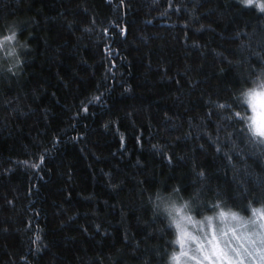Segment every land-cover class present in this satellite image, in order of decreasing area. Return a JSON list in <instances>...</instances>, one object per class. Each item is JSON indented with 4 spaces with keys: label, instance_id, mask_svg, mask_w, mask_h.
<instances>
[{
    "label": "trees",
    "instance_id": "16d2710c",
    "mask_svg": "<svg viewBox=\"0 0 264 264\" xmlns=\"http://www.w3.org/2000/svg\"><path fill=\"white\" fill-rule=\"evenodd\" d=\"M257 1L0 0V264H164L158 191L264 199Z\"/></svg>",
    "mask_w": 264,
    "mask_h": 264
},
{
    "label": "clouds",
    "instance_id": "9594fccd",
    "mask_svg": "<svg viewBox=\"0 0 264 264\" xmlns=\"http://www.w3.org/2000/svg\"><path fill=\"white\" fill-rule=\"evenodd\" d=\"M23 47L7 45L4 58L11 59L4 70L19 65ZM235 99L243 108L248 139L264 143V68L249 77ZM150 204L171 233L164 264H264V199L249 201L245 211L220 198L204 210L200 190L190 195L173 190L158 191Z\"/></svg>",
    "mask_w": 264,
    "mask_h": 264
},
{
    "label": "snow or ice",
    "instance_id": "6c2138e0",
    "mask_svg": "<svg viewBox=\"0 0 264 264\" xmlns=\"http://www.w3.org/2000/svg\"><path fill=\"white\" fill-rule=\"evenodd\" d=\"M242 2H243L244 4H252V3H253V0H242ZM257 7H259L261 10H264V0H261V2H258V3H257ZM201 27H203V25H201ZM15 37H16V33H15V31H13L12 34H11L10 36L5 37L4 39H5V40H15ZM25 47H26V45H25ZM18 63H19V61H18ZM97 99H98V97H97ZM220 107H223V105H220ZM85 110H87V109H85ZM236 115H237V116H240V113L237 112ZM122 139H123V137H122ZM250 142H252V143H257V142H253V141H250ZM260 144H264V143H260ZM201 147H202V146H201ZM217 151L219 152L220 149L217 148ZM226 155H227V154H226ZM166 158H167V160H168V163L171 164V163H172V157H171V156H167ZM227 158H228L229 162H231L232 157H231V156H228ZM242 158H243V157H242ZM181 159H183V158L181 157ZM41 162H43V157H41ZM24 163L27 164L28 162L25 161ZM32 167H39V165H38V164H33ZM199 175H200V176H204V172L201 171V172L199 173Z\"/></svg>",
    "mask_w": 264,
    "mask_h": 264
},
{
    "label": "rangeland",
    "instance_id": "374dc122",
    "mask_svg": "<svg viewBox=\"0 0 264 264\" xmlns=\"http://www.w3.org/2000/svg\"><path fill=\"white\" fill-rule=\"evenodd\" d=\"M257 2H261V1L258 0Z\"/></svg>",
    "mask_w": 264,
    "mask_h": 264
}]
</instances>
